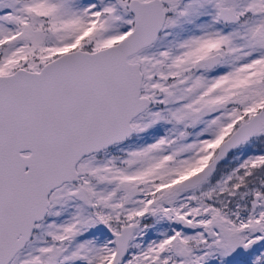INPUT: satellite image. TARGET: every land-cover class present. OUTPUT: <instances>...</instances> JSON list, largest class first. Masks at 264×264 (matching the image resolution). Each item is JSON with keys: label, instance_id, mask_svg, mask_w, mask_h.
Returning <instances> with one entry per match:
<instances>
[{"label": "snow or ice", "instance_id": "6c2138e0", "mask_svg": "<svg viewBox=\"0 0 264 264\" xmlns=\"http://www.w3.org/2000/svg\"><path fill=\"white\" fill-rule=\"evenodd\" d=\"M0 264H264V0H0Z\"/></svg>", "mask_w": 264, "mask_h": 264}]
</instances>
